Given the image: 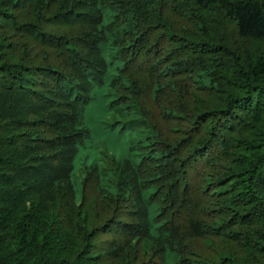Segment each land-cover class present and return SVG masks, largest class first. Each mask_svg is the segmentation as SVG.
Listing matches in <instances>:
<instances>
[{
  "label": "trees",
  "instance_id": "obj_1",
  "mask_svg": "<svg viewBox=\"0 0 264 264\" xmlns=\"http://www.w3.org/2000/svg\"><path fill=\"white\" fill-rule=\"evenodd\" d=\"M0 264H264V0H0Z\"/></svg>",
  "mask_w": 264,
  "mask_h": 264
},
{
  "label": "rangeland",
  "instance_id": "obj_2",
  "mask_svg": "<svg viewBox=\"0 0 264 264\" xmlns=\"http://www.w3.org/2000/svg\"><path fill=\"white\" fill-rule=\"evenodd\" d=\"M92 125H93V124H92ZM101 137L104 138L105 136H104V135H103V136L101 135ZM110 141H111V140H110Z\"/></svg>",
  "mask_w": 264,
  "mask_h": 264
}]
</instances>
